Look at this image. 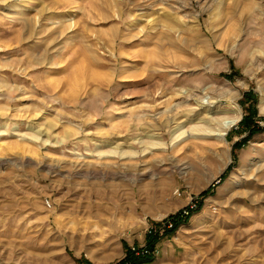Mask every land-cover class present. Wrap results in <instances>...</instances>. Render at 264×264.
I'll list each match as a JSON object with an SVG mask.
<instances>
[{
    "label": "rangeland",
    "instance_id": "1",
    "mask_svg": "<svg viewBox=\"0 0 264 264\" xmlns=\"http://www.w3.org/2000/svg\"><path fill=\"white\" fill-rule=\"evenodd\" d=\"M263 93L264 0H0V264H264Z\"/></svg>",
    "mask_w": 264,
    "mask_h": 264
},
{
    "label": "bare ground",
    "instance_id": "2",
    "mask_svg": "<svg viewBox=\"0 0 264 264\" xmlns=\"http://www.w3.org/2000/svg\"><path fill=\"white\" fill-rule=\"evenodd\" d=\"M237 36V35H236ZM197 40L200 42V43H202L203 45H209L208 44V42L205 40V39H203V37H197ZM234 40V39H233ZM211 43V42H210ZM211 45V44H210ZM210 47H212V46H210ZM181 94L182 95H186L187 96V99L188 98H190V97H192V95H188L187 93H185V91L184 92H181ZM263 96H262V100H261V110L262 111H264V93L262 94ZM186 98V97H185ZM209 108V107H208ZM189 114V113H188ZM234 114V113H233ZM240 116H241V111L240 110H237L236 112H235V115H234V117H232V118H229V119H225V120H223L221 123H220V127H221V129H222V131H223V134H222V137H225L226 136V134L228 133V131L230 130V129H232L233 127H235L237 124H238V122H239V120H240ZM179 118V117H178ZM167 121V125H171L172 123H173V121H174V118L173 117H168V120H166ZM176 123V122H175ZM156 129H157V127H155ZM146 129H148V130H153L154 129V127H152V125H150V123H148V125L146 126ZM149 132V131H148ZM151 138H155V137H151ZM224 139V138H223ZM158 140V139H157Z\"/></svg>",
    "mask_w": 264,
    "mask_h": 264
},
{
    "label": "built area",
    "instance_id": "3",
    "mask_svg": "<svg viewBox=\"0 0 264 264\" xmlns=\"http://www.w3.org/2000/svg\"><path fill=\"white\" fill-rule=\"evenodd\" d=\"M47 204L48 205H50V203L49 202H47ZM191 211H193V210H196L197 209V206L196 205H192L191 207ZM182 215V217H187V216H189L190 215V211H183L182 213H181ZM152 230H151V232H150V234H152ZM132 252L135 254V255H137V256H147L149 253H150V251L148 250V249H145V248H143V249H137V248H132Z\"/></svg>",
    "mask_w": 264,
    "mask_h": 264
},
{
    "label": "trees",
    "instance_id": "4",
    "mask_svg": "<svg viewBox=\"0 0 264 264\" xmlns=\"http://www.w3.org/2000/svg\"><path fill=\"white\" fill-rule=\"evenodd\" d=\"M138 259H140L141 261H146V262H149L148 260L149 259H146V258H138ZM84 262V261H83ZM86 262V261H85ZM81 264V263H80ZM86 264H90V263H88V262H86ZM120 264H125L124 262H122V263H120Z\"/></svg>",
    "mask_w": 264,
    "mask_h": 264
}]
</instances>
